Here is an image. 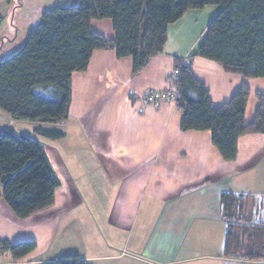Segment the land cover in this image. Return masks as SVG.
<instances>
[{
  "label": "crops",
  "instance_id": "crops-1",
  "mask_svg": "<svg viewBox=\"0 0 264 264\" xmlns=\"http://www.w3.org/2000/svg\"><path fill=\"white\" fill-rule=\"evenodd\" d=\"M221 9L189 10L170 24L163 53L138 74L133 58H118L114 50H96L87 70L73 73L69 118L48 124L65 137L52 140L56 146L37 139L61 182L55 203L20 219L0 200V240L37 243L19 260L0 253V264H53L73 253L87 264H252L224 256L227 221L221 197L224 192L250 195L251 219L264 223V133L241 136L237 159L226 161L210 130L181 129L175 99H144L153 91L175 92V58L196 53ZM91 27L115 38L111 19H93ZM192 69L216 107L248 84L245 121L254 120L264 78L227 72L200 56ZM40 126L36 122L34 129ZM83 151L97 160L65 162V152Z\"/></svg>",
  "mask_w": 264,
  "mask_h": 264
},
{
  "label": "trees",
  "instance_id": "trees-1",
  "mask_svg": "<svg viewBox=\"0 0 264 264\" xmlns=\"http://www.w3.org/2000/svg\"><path fill=\"white\" fill-rule=\"evenodd\" d=\"M211 5L222 9L209 23L196 53L185 60L175 58L172 83L176 98L171 99L183 115V131L210 130L222 157L234 161L241 136L264 133V93L257 92L259 106L247 124L250 86L242 84L229 102L216 107L206 84L195 76L192 62L200 56L216 61L227 72L264 78V0H80L78 5L55 6L44 12L42 23L30 31L24 45L0 62V108L15 120L61 123L69 118L72 75L87 70L96 50H114L118 58L132 57L133 73L138 74L163 53L170 24L189 10ZM93 19H111L115 38L94 31ZM34 132L50 140L65 137L57 128L40 126ZM60 185L41 141L10 128L0 130V200L18 218L51 207ZM245 198L232 192L222 194L227 221L224 256L264 264V223H253L248 208L251 200ZM234 218L247 221L239 228ZM36 248L31 240H0V253L10 252L15 260ZM53 264L87 261L73 253L60 256Z\"/></svg>",
  "mask_w": 264,
  "mask_h": 264
},
{
  "label": "rangeland",
  "instance_id": "rangeland-1",
  "mask_svg": "<svg viewBox=\"0 0 264 264\" xmlns=\"http://www.w3.org/2000/svg\"><path fill=\"white\" fill-rule=\"evenodd\" d=\"M79 2L80 0H0V17L2 18L0 25V62L12 56L24 45L30 31L42 23L44 12L49 11L55 6L78 5ZM35 125V122L27 120H15L9 113L0 108V130L3 128H12L20 132L26 129V131H22L24 134L42 141L46 140L45 137L34 132ZM42 125L50 128V125L47 123H42ZM74 135L71 134V136ZM43 143L56 146L57 142L46 140ZM63 144L66 145L69 143L65 141ZM64 154L66 158L64 160L65 162L67 160L68 163L76 162L78 158L82 157H88L92 162L97 160V157L95 158L92 153L88 155L87 151L65 152ZM250 198L251 196L247 195L245 199L251 200ZM246 216H249V213ZM246 216L243 217L247 219ZM235 221L237 223L236 225H241L237 226L240 228L247 220H237L234 218L232 222L234 223Z\"/></svg>",
  "mask_w": 264,
  "mask_h": 264
},
{
  "label": "built area",
  "instance_id": "built-area-1",
  "mask_svg": "<svg viewBox=\"0 0 264 264\" xmlns=\"http://www.w3.org/2000/svg\"><path fill=\"white\" fill-rule=\"evenodd\" d=\"M171 98H176V94L166 91H153L144 96V99L149 103H160Z\"/></svg>",
  "mask_w": 264,
  "mask_h": 264
}]
</instances>
